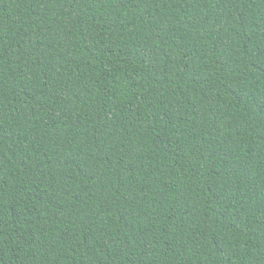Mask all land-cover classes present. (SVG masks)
<instances>
[{
	"label": "trees",
	"instance_id": "obj_1",
	"mask_svg": "<svg viewBox=\"0 0 264 264\" xmlns=\"http://www.w3.org/2000/svg\"><path fill=\"white\" fill-rule=\"evenodd\" d=\"M0 264H264V0H0Z\"/></svg>",
	"mask_w": 264,
	"mask_h": 264
}]
</instances>
